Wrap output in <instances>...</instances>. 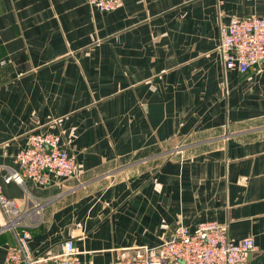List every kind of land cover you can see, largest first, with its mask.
<instances>
[{"label": "crops", "instance_id": "0c3cea01", "mask_svg": "<svg viewBox=\"0 0 264 264\" xmlns=\"http://www.w3.org/2000/svg\"><path fill=\"white\" fill-rule=\"evenodd\" d=\"M264 0H0V185L17 232L56 264L72 240L86 264L156 248L179 225L226 224L264 264V59L242 73L218 52L219 25ZM31 131L59 134L77 172L4 182Z\"/></svg>", "mask_w": 264, "mask_h": 264}, {"label": "built area", "instance_id": "2783aa9c", "mask_svg": "<svg viewBox=\"0 0 264 264\" xmlns=\"http://www.w3.org/2000/svg\"><path fill=\"white\" fill-rule=\"evenodd\" d=\"M252 1V0H250ZM88 5L108 12L119 7L120 0H87ZM218 52L226 68L242 73L255 70L264 59V13L260 16L232 17L219 25ZM18 170H9L1 178L4 182L23 184L31 179L40 185L77 172L75 156L61 141L59 134L31 131L18 150ZM0 208L5 216L2 229L17 228L18 210L13 199L6 197L0 185ZM16 244L8 247L5 264H40L31 257L27 230L17 232ZM251 237L234 240L226 224L201 221L190 230L179 225L173 237L156 248L134 247L130 255L115 264H237L247 260L254 251ZM56 264H86L78 257L72 240H65Z\"/></svg>", "mask_w": 264, "mask_h": 264}]
</instances>
